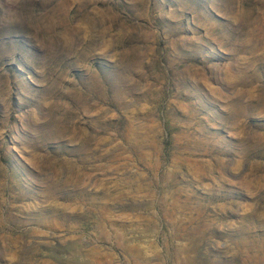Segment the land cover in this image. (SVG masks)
Masks as SVG:
<instances>
[{"label": "rangeland", "instance_id": "obj_1", "mask_svg": "<svg viewBox=\"0 0 264 264\" xmlns=\"http://www.w3.org/2000/svg\"><path fill=\"white\" fill-rule=\"evenodd\" d=\"M129 245L264 264V0H0V264Z\"/></svg>", "mask_w": 264, "mask_h": 264}, {"label": "bare ground", "instance_id": "obj_2", "mask_svg": "<svg viewBox=\"0 0 264 264\" xmlns=\"http://www.w3.org/2000/svg\"><path fill=\"white\" fill-rule=\"evenodd\" d=\"M121 248L123 249V252L126 253V255L130 258V261L132 262V264H136L137 261L135 262L134 254H133V252L135 251V247L129 245V246L121 247ZM105 260H106V257H105Z\"/></svg>", "mask_w": 264, "mask_h": 264}]
</instances>
